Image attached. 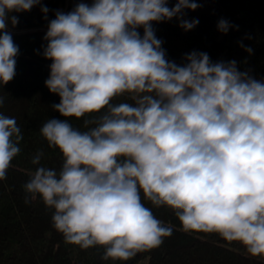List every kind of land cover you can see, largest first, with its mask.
I'll list each match as a JSON object with an SVG mask.
<instances>
[{
    "label": "clouds",
    "instance_id": "1",
    "mask_svg": "<svg viewBox=\"0 0 264 264\" xmlns=\"http://www.w3.org/2000/svg\"><path fill=\"white\" fill-rule=\"evenodd\" d=\"M168 4L91 0L55 11L42 55L51 61L44 83L60 98L50 105L60 118L48 119L40 135L62 164L42 165L43 151L32 156L25 203L39 199L66 243L102 247L104 261L130 260L172 235L145 200L171 209L185 232L216 233L264 255V79L206 52L169 60L153 23L176 18L190 31L199 20L184 19V10L201 5ZM37 5L48 20L41 0H0L2 85L14 79L19 55L11 14ZM232 27L217 24L222 34ZM71 118H84L86 130ZM22 140L15 118L0 113V180Z\"/></svg>",
    "mask_w": 264,
    "mask_h": 264
},
{
    "label": "trees",
    "instance_id": "2",
    "mask_svg": "<svg viewBox=\"0 0 264 264\" xmlns=\"http://www.w3.org/2000/svg\"><path fill=\"white\" fill-rule=\"evenodd\" d=\"M80 2L91 0H41L49 9L48 20L44 19L40 5L31 11L11 14L19 21L16 27L10 25L8 29L19 47V55L14 79L0 84V96L4 97L0 113L15 118L23 140L6 179L0 180V264H264V255H251L239 242H229L216 233L185 232L171 209L156 208L147 200L146 207L173 228L172 235L164 238L159 247L140 252L130 260L104 261L100 258L102 247L84 250L66 243L52 226V210L39 199L25 203L23 186L35 169L30 162L32 156L43 151L42 165L59 169L62 164L59 150L50 148L40 135V128L48 119L60 118L50 106L59 103L60 98L50 93L44 83L51 61L42 55L47 43L43 37L56 10L68 12ZM175 2L169 0L168 6ZM196 2L201 6L195 11L184 10V19L199 20L190 31L180 28L176 18L153 23L168 59L180 64L187 53L206 52L214 62L235 60L240 71L251 69L255 78L264 79V0ZM220 19L233 25L227 34L217 30ZM246 47L252 48L251 55L244 50ZM83 119L71 118L69 122L83 131Z\"/></svg>",
    "mask_w": 264,
    "mask_h": 264
}]
</instances>
